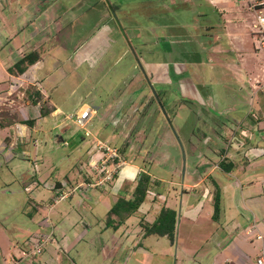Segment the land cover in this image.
Instances as JSON below:
<instances>
[{
	"label": "rangeland",
	"instance_id": "374dc122",
	"mask_svg": "<svg viewBox=\"0 0 264 264\" xmlns=\"http://www.w3.org/2000/svg\"><path fill=\"white\" fill-rule=\"evenodd\" d=\"M224 19L206 0H0V59L5 62L11 50L25 55L34 46L45 56L51 80L40 87L44 94L29 87L38 104H24L27 94L18 91L10 93L13 100L0 99V264H194V258L210 264L222 249L218 245L242 228L234 250L256 261L264 196L250 199L240 178L219 169L213 172L222 183L217 218L211 200L187 211L205 183L184 192L196 171L220 162L225 146L207 137L212 127H223V106L217 103L218 112L197 97L213 89L231 60L226 51L215 53L210 42ZM249 22L254 24L253 16ZM33 31L40 33L32 37ZM51 91L62 114L55 109L41 116L42 106L54 107ZM87 103L97 111L87 126L91 136L66 119ZM21 115H35V125L25 131ZM172 127L184 146L185 170ZM98 138L125 149L120 152L127 162L153 180L139 211L116 231L106 228L107 213L120 196L133 192L141 171L127 164L123 173L137 170V176L120 180L121 170L94 185L104 175L100 160L91 161L92 154L102 153ZM256 165L246 173L254 174ZM163 205L178 212L173 243L143 235L141 221L153 222ZM43 238L49 239L41 252L33 253Z\"/></svg>",
	"mask_w": 264,
	"mask_h": 264
},
{
	"label": "crops",
	"instance_id": "0c3cea01",
	"mask_svg": "<svg viewBox=\"0 0 264 264\" xmlns=\"http://www.w3.org/2000/svg\"><path fill=\"white\" fill-rule=\"evenodd\" d=\"M185 1L189 2L193 0ZM206 1L221 14L222 20L225 18L223 24H221V28H219L217 32L214 31V35L211 36L210 42H214L213 51L215 53L226 51L231 60L221 69L223 72L222 76L224 77L222 78L221 76L216 78L218 79V83L214 84L215 86L213 89L209 90V99H202L200 94H198L199 88L205 87L203 84L199 85L198 91H196L195 94H198L197 97L201 101L204 100L207 104L211 103L212 108H217L218 112H220V107L217 103L223 106L222 114L224 113L225 118L223 127L221 128L217 125L214 128L212 127L207 137H209V141H213L217 145H219V143H224L225 146L219 150L221 157L220 162L214 163L209 170L206 167L201 169V171H196L195 176L191 177L194 181L184 186V192L193 193L202 183H205V187L199 194L197 203L187 209V211L190 212H194L193 210L196 208L198 210L204 201L211 200L213 203V194L215 191L214 182L220 186L222 184L218 177H215L213 174V172L218 169L227 172L229 175L236 176V179L240 178V181L237 180V182L240 183L242 193L243 189H247L250 194V199H258L264 196V43L262 42L263 34H256V32L259 31V28L256 27V11L261 10L264 13V0ZM227 4L229 7L225 8ZM228 9H231V11H228ZM252 16L255 22L251 26L249 19ZM30 33H32V37H35V35L40 32L33 31ZM222 40L225 41L222 43L223 45L218 43V41ZM33 50H36L34 46ZM52 53L54 54V52ZM10 54L11 55L8 56L5 62L0 59L1 70L6 75L5 77H0V99H7L8 101L13 100L11 99L13 96H10V93L18 91L24 95L27 94V96L24 97L25 99L22 100L24 104H34L32 101L34 93L32 90H28L29 87H33V89L41 91L44 94V90L40 87H44L46 86L45 84L51 82L50 77H48L49 75H47L49 74L48 70L45 66L46 58L42 55L40 61L32 65L23 75L17 76L11 74L8 69L17 62L24 53L22 54L20 52L17 55L11 50ZM54 55L57 56L56 53ZM51 58H53V60L50 61V63L55 66L53 63L55 59L52 55ZM9 79L17 83L10 84L8 83ZM42 80H44V83H42ZM53 85L56 87L55 84ZM185 86L184 84L183 87ZM52 94L49 99H51L52 105L62 114L61 106L58 103L59 99H55L54 91ZM183 95L187 94L184 92ZM46 97H48V95H46ZM85 105L90 106L89 103ZM90 107L92 108V106ZM92 110L94 111V115L97 114L94 108H92ZM19 117L21 119L28 118V116L22 115ZM33 118H36V116L34 115ZM12 127V125L7 126V128ZM25 127L24 130L27 131L29 128L28 125ZM205 154L206 152H202V156ZM97 155L92 154L91 161L99 160L102 153H98ZM224 162L232 166L230 171H225L223 169L222 163ZM128 165L133 166L135 169H140L139 171L144 170L139 168L136 164L128 163ZM253 165H256L254 174H251V172L247 174V169L251 168ZM136 173L137 170L136 172H133V170H124V173L122 170L120 180L125 178L132 179L137 176ZM244 174H247V176H243ZM257 185H263V188H256ZM223 186V188H225L226 184H223ZM185 187L187 189H185ZM253 228H257L256 219L255 223H253ZM245 230L246 228H242L231 237L229 242L227 241L223 244H219L218 246H221L222 249L217 248L216 252L211 256L209 263L256 264L258 258L264 257V235L260 231L261 234L259 235H262V238L258 239H261L262 242L261 254L257 256L254 263H251L250 259H244L238 251L236 252L234 250L236 242L239 241L238 237ZM250 232V230L246 231L247 234ZM189 258L192 257L189 256ZM193 260L194 264L198 262L196 258Z\"/></svg>",
	"mask_w": 264,
	"mask_h": 264
},
{
	"label": "trees",
	"instance_id": "16d2710c",
	"mask_svg": "<svg viewBox=\"0 0 264 264\" xmlns=\"http://www.w3.org/2000/svg\"><path fill=\"white\" fill-rule=\"evenodd\" d=\"M41 54L38 50H32L23 55L17 62L9 67V72L14 75H22L32 65L41 60ZM40 93V92H39ZM41 95V94H40ZM33 103L38 104L39 98H33ZM55 107L51 110H45L42 106L41 116H47ZM36 118L29 117L27 119H21L22 124L28 126L35 125ZM121 152L125 153V149L121 148ZM222 167L225 171H230L231 165L228 163H222ZM153 183L151 175L146 171H141L137 184L130 195L120 196L113 206L109 209L106 217V228L118 230L120 226L134 213L138 212L141 205L146 201L151 184ZM215 191L213 194V217L217 218L222 210V191L219 184L214 182ZM178 212L177 210L163 205L160 211L157 213L153 222L141 221L144 237L151 235L166 236L173 243L176 237Z\"/></svg>",
	"mask_w": 264,
	"mask_h": 264
},
{
	"label": "built area",
	"instance_id": "2783aa9c",
	"mask_svg": "<svg viewBox=\"0 0 264 264\" xmlns=\"http://www.w3.org/2000/svg\"><path fill=\"white\" fill-rule=\"evenodd\" d=\"M256 27L259 28L261 32H263L262 42L264 43V13L259 11L256 14ZM94 116V111L90 106L83 105L81 106L75 115H66V119L73 121L79 127L85 129V135L91 136L92 132L87 129V126L91 122ZM97 148L102 152L101 158L98 160L100 162L101 170L100 173H104L101 176V180L94 185H100L105 182H109L110 180L115 178V175L121 171L124 166L128 164L124 155L120 152V150L114 146H112L109 142L104 141L102 139L96 140ZM64 197V196H63ZM258 238H262V235H259ZM49 238H43L41 243H37L36 246L32 248L33 253L41 252L43 245L48 241ZM256 264H264V257H260L257 259Z\"/></svg>",
	"mask_w": 264,
	"mask_h": 264
},
{
	"label": "water",
	"instance_id": "95a60500",
	"mask_svg": "<svg viewBox=\"0 0 264 264\" xmlns=\"http://www.w3.org/2000/svg\"><path fill=\"white\" fill-rule=\"evenodd\" d=\"M141 65V64H140ZM142 66V65H141ZM142 70H143V72L145 73V70H144V68L142 67ZM146 74V73H145ZM146 78H147V80H148V82H149V85L151 86V88L153 89V91H154V93H155V95L156 96H158V94L156 93V91H155V89H154V86H153V84H152V82H151V80H150V78L148 77V75H146ZM160 100V99H159ZM159 103H160V101H159ZM162 105V104H161ZM161 108L163 109V111L164 112H166V110L164 109V107L163 106H161ZM168 121L169 122H171V119L168 117ZM172 129H173V131H175V134L177 135V138H178V140H179V142H180V144H181V147H182V150H183V155H184V170H185V167H186V159H185V151H184V146H183V144H182V142H181V139H180V137L178 136V134L176 133V130L172 127ZM58 136H62L61 135V133H58L57 135H56V138L58 137ZM62 138V137H61ZM62 140V139H61ZM30 188H32V186L30 187ZM177 222H178V220H177Z\"/></svg>",
	"mask_w": 264,
	"mask_h": 264
},
{
	"label": "flooded vegetation",
	"instance_id": "af4514ba",
	"mask_svg": "<svg viewBox=\"0 0 264 264\" xmlns=\"http://www.w3.org/2000/svg\"><path fill=\"white\" fill-rule=\"evenodd\" d=\"M152 33H153V31H152ZM203 85H205V84H203ZM205 87H208V85H205ZM204 99L206 100V99H209V96H208V93H209V90H206V89H204ZM206 102V101H205Z\"/></svg>",
	"mask_w": 264,
	"mask_h": 264
}]
</instances>
